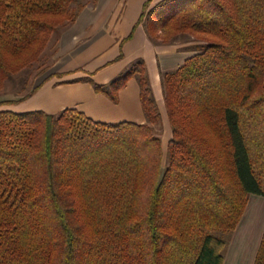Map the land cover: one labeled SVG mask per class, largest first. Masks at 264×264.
Instances as JSON below:
<instances>
[{"label":"trees","instance_id":"obj_1","mask_svg":"<svg viewBox=\"0 0 264 264\" xmlns=\"http://www.w3.org/2000/svg\"><path fill=\"white\" fill-rule=\"evenodd\" d=\"M88 3L0 0V107L52 75L3 98ZM140 23L156 44L199 41L161 74L165 164L142 63L85 81L116 101L137 77L145 123L0 108V264H223L249 197H264V0H162ZM253 264H264V232Z\"/></svg>","mask_w":264,"mask_h":264},{"label":"crops","instance_id":"obj_2","mask_svg":"<svg viewBox=\"0 0 264 264\" xmlns=\"http://www.w3.org/2000/svg\"><path fill=\"white\" fill-rule=\"evenodd\" d=\"M160 1L93 0L88 3L75 23L61 34L54 69L49 73L52 75L31 97L22 101L14 99L5 108L21 113L41 110L49 114L76 108L95 121L145 123L137 77L129 78L118 91L116 101L85 80L108 84L133 65L142 63L157 94L155 97L162 98V72L178 68L195 51L189 44H156L149 39L139 20ZM253 197L264 201V197ZM253 203L248 202L233 237L230 235L223 264H253L255 260L264 221L257 220L256 213L251 214Z\"/></svg>","mask_w":264,"mask_h":264},{"label":"rangeland","instance_id":"obj_3","mask_svg":"<svg viewBox=\"0 0 264 264\" xmlns=\"http://www.w3.org/2000/svg\"><path fill=\"white\" fill-rule=\"evenodd\" d=\"M88 2L91 3V2H93V0H88ZM56 39H57V37H54L53 39H51L49 46L47 47L46 51L44 52L40 62L36 63L32 69H26L25 71L21 72V74L19 75V76H29L28 77L29 80L27 79L26 81H23V83H20L21 84L20 85V88H21L20 91L21 92H19V93L15 92L14 93L12 91L13 90V87H12L13 81L11 79L7 82V88H6L7 90L5 91L6 93H5V96L3 98H5V99H17V98L21 97L22 95L27 94L36 84H38L40 82V80L43 77H45L47 74H49L51 71H53V69H54L53 65L56 62L55 56L58 52V42ZM179 42H180V44H189L188 45L189 47H192L195 44L199 43V41H193L192 37H190V39H186V40H182V41L179 40ZM45 64H46V66H48V70H46V72H43L41 75L36 77V74H38V72H40V68H42L41 66H44ZM145 74L149 79V82H150L151 88L153 90L154 96H157V94L155 93V89H153V87H152L151 80H150L149 76L147 75V73H145ZM157 90L159 92V96H161L162 95L161 88H159ZM155 98H156L158 106L160 108L161 119L158 120V122L151 124V126L153 128L152 133L155 136L161 138L162 149H163V153H164L163 164H165L166 158H167L168 142H169L170 138L172 137V130H171V127L169 124V119H168V115H167V111H166V107H165L164 95H162L161 99H157V97H155ZM0 108L1 109H7V108H5L4 105H2ZM163 169L164 168H162L161 170L163 171ZM253 202H255V203H253ZM249 203H253L251 210H250L251 214H253L255 216V213H256V216L258 217L257 220H260L263 223V221H264V201H260L259 199L254 198L253 196H250L249 197ZM257 204H260V205L257 206ZM258 208H262V210H257ZM234 233H233V235H234ZM233 235H232V237H233ZM229 240L231 241L230 236L228 238V242L230 243ZM228 242H227V244H228ZM227 248H229V247H227V245H226V247L223 251L224 254H225V252L228 251Z\"/></svg>","mask_w":264,"mask_h":264}]
</instances>
